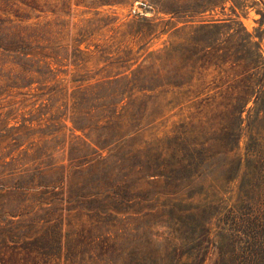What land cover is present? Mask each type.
<instances>
[{
  "label": "rangeland",
  "instance_id": "1",
  "mask_svg": "<svg viewBox=\"0 0 264 264\" xmlns=\"http://www.w3.org/2000/svg\"><path fill=\"white\" fill-rule=\"evenodd\" d=\"M252 2L0 0V264H177V207L224 233L264 112L203 103L264 66Z\"/></svg>",
  "mask_w": 264,
  "mask_h": 264
},
{
  "label": "trees",
  "instance_id": "2",
  "mask_svg": "<svg viewBox=\"0 0 264 264\" xmlns=\"http://www.w3.org/2000/svg\"><path fill=\"white\" fill-rule=\"evenodd\" d=\"M252 4L262 5L263 10H257V13L261 15L258 22H264V0L256 2L253 0ZM234 6L240 7V4L235 3ZM239 26L245 30L241 23ZM257 36L261 39L260 34ZM254 45L257 46L258 43ZM164 63L170 64L169 61ZM142 68L144 66H138L131 73L139 72ZM171 68L177 71L174 65ZM255 69L256 77L253 81L236 82L224 90H218L209 96L203 105L214 110L225 111L224 114L227 115L225 120L229 123H241L243 121L241 115L250 102L252 105L247 108V111L257 109L264 112V66H255ZM155 75L161 81L160 85L167 91L170 90L169 87L179 89L184 84L179 75L177 76L172 70L161 77L157 73ZM131 82L134 88L153 89L143 76H138ZM263 165V163L258 166L255 164L252 171L244 172L242 176L244 182L242 181V186H239L235 194L236 202L229 207V212L222 220L226 225L224 233L215 232L212 238L206 240L203 238L208 230L204 213L197 215L192 208L177 207L173 226H167L171 234H177V264H204L208 249H212L215 254L211 264H264ZM219 239H221L220 243ZM204 240L208 247L202 246Z\"/></svg>",
  "mask_w": 264,
  "mask_h": 264
}]
</instances>
